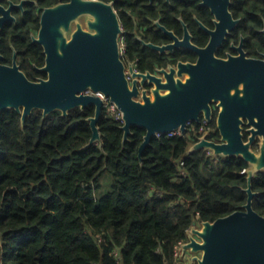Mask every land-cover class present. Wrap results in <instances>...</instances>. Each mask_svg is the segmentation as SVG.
Masks as SVG:
<instances>
[{"label":"trees","instance_id":"trees-1","mask_svg":"<svg viewBox=\"0 0 264 264\" xmlns=\"http://www.w3.org/2000/svg\"><path fill=\"white\" fill-rule=\"evenodd\" d=\"M57 2L39 0L42 9ZM36 11L27 33L40 27ZM33 61L45 63L38 45ZM39 76L46 78L33 72L29 79ZM94 116V107L66 117L36 110L23 127L15 110L0 115L1 264H175L194 222L243 210L248 174L242 172L250 165L206 150L188 154L199 137L196 123L184 135L153 138L140 159L146 130L134 127L124 145L122 123L106 110L101 141L85 149ZM107 173L112 185L100 195ZM252 189L253 207L264 216V171Z\"/></svg>","mask_w":264,"mask_h":264},{"label":"water","instance_id":"water-1","mask_svg":"<svg viewBox=\"0 0 264 264\" xmlns=\"http://www.w3.org/2000/svg\"><path fill=\"white\" fill-rule=\"evenodd\" d=\"M82 15L88 16V30L78 23L69 40L72 23ZM40 25L36 42L44 49L46 63L41 71L48 78L31 81L18 67L0 65V115L15 110L22 116L24 127L36 110L42 111L44 117L56 111L66 117L74 109L94 107L95 116L89 118L93 137L87 149L101 141L98 124L104 113V101L95 94L102 93L123 114L124 145L134 127L146 130L139 151L142 159L157 134L179 130L184 135L189 124L200 122L202 116L211 121V104L218 101L222 108L217 120L220 142L204 136L189 148L188 154L211 150L215 157L246 161L250 165L248 201L242 211L214 222H194L189 242L183 245V254L192 253L197 264H264V216L253 207L258 193L252 189L254 177L264 171V102L258 103V129L263 144L261 153L257 154L250 148L254 138L245 143L241 133L242 96L236 83L242 76L240 67L237 70L230 61L215 58L200 70L181 62L176 69L170 67L169 73L162 70L161 78L136 73L132 68L131 75L143 79L141 85L147 79L155 85L150 91H141L137 81L131 86L127 79L119 46L121 27L110 5L71 0L70 4L44 9ZM258 71L263 73L264 84V63H258Z\"/></svg>","mask_w":264,"mask_h":264},{"label":"flooded vegetation","instance_id":"flooded-vegetation-1","mask_svg":"<svg viewBox=\"0 0 264 264\" xmlns=\"http://www.w3.org/2000/svg\"><path fill=\"white\" fill-rule=\"evenodd\" d=\"M110 5L117 15L121 27L119 46L125 65L127 79L131 86L137 81L141 91L151 90L154 84L147 79L134 78L136 73L164 77L170 67L190 63L196 69L209 66L213 58L230 61L242 76L236 81L241 90L240 110L241 133L248 143L252 138L251 150L261 153L263 138L258 129V103L264 102L263 73L258 71V63H264V4L259 0H93ZM71 0H58L50 7H40L39 0H0V65L18 67L28 78L29 74L41 71L46 56L43 47L36 42L40 27L27 33L29 23L41 16L46 8L59 4H70ZM87 15H82L71 25L68 39L77 30L78 23L87 28ZM41 26V25H40ZM42 48L44 65L33 61L35 46ZM165 48L163 51L159 48ZM152 57L156 62L144 70L141 66L150 65ZM236 71L232 69V72ZM233 76L232 73H230ZM185 78V77H184ZM183 78V79H184ZM235 93V91H232ZM211 121L202 116L195 129L210 137L219 133L217 120L221 107L219 102L211 104ZM251 121L257 125H253ZM215 123L216 128L212 127ZM221 137V136H220ZM221 139V138H220ZM214 140V139H213ZM220 142V140H214ZM192 231V228H191ZM190 235V234H189ZM188 235V237H189Z\"/></svg>","mask_w":264,"mask_h":264},{"label":"built area","instance_id":"built-area-1","mask_svg":"<svg viewBox=\"0 0 264 264\" xmlns=\"http://www.w3.org/2000/svg\"><path fill=\"white\" fill-rule=\"evenodd\" d=\"M95 95L98 96V97H100V98L104 101V110H106L109 114H111V115L115 118L116 121L122 123V126H123V125H124V117H123L122 112H121V111L119 110V108L116 106V104L113 103V102H111L110 99L107 98V97H105L102 93H97V94H95ZM191 125H193V124L190 123L189 126H188V128H189ZM194 128H195V126H194ZM197 134L199 135L198 140L195 141V143L192 144V146L195 145L196 143H198V142L200 141V139H201L202 137L205 136V135H202V134L200 135L199 133H197ZM163 135H167V136H169V137H173V136H176V135H183V134L181 133V131L177 130V131L170 132V133H168V134H162V133H159V134H157L156 137H161V136H163ZM206 137H207L209 140L214 141V140L211 139L210 137H208V136H206ZM206 151L208 152V154L213 155V152H212L211 150H206ZM183 164H184V163H182V165H183ZM247 172H248V170H244L242 173L245 174V173H247ZM199 224H200V223H199ZM189 234H191V229L188 231V235H189ZM187 242H189V237H188V239H187L186 241H182V242L179 243V245L177 246V248H176V252H175V257H176V262H175V264H180L179 261H180L181 259H183L184 256H186V255L183 254V245L186 244ZM190 255H191V254H190ZM192 257H193V256H192ZM181 261H182V260H181ZM193 263H196V262H193Z\"/></svg>","mask_w":264,"mask_h":264},{"label":"rangeland","instance_id":"rangeland-1","mask_svg":"<svg viewBox=\"0 0 264 264\" xmlns=\"http://www.w3.org/2000/svg\"><path fill=\"white\" fill-rule=\"evenodd\" d=\"M102 189L99 192L100 195H104L105 193H107L112 185V176L110 174H105L104 177L102 178ZM98 194V195H99ZM191 254V255H190ZM193 254L192 253H188L186 256L183 257V259H181L179 261L180 264H197V263H193Z\"/></svg>","mask_w":264,"mask_h":264}]
</instances>
